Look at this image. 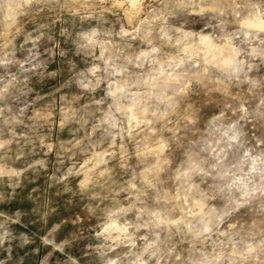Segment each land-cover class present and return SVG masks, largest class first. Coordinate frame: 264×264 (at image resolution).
I'll use <instances>...</instances> for the list:
<instances>
[{"label": "rangeland", "instance_id": "rangeland-1", "mask_svg": "<svg viewBox=\"0 0 264 264\" xmlns=\"http://www.w3.org/2000/svg\"><path fill=\"white\" fill-rule=\"evenodd\" d=\"M0 264H264V0H0Z\"/></svg>", "mask_w": 264, "mask_h": 264}, {"label": "bare ground", "instance_id": "bare-ground-1", "mask_svg": "<svg viewBox=\"0 0 264 264\" xmlns=\"http://www.w3.org/2000/svg\"><path fill=\"white\" fill-rule=\"evenodd\" d=\"M229 60H230V59L226 60L225 63H229Z\"/></svg>", "mask_w": 264, "mask_h": 264}]
</instances>
